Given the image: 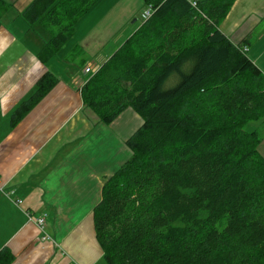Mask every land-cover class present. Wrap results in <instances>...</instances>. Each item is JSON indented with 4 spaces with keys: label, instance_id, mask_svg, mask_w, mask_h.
<instances>
[{
    "label": "trees",
    "instance_id": "obj_1",
    "mask_svg": "<svg viewBox=\"0 0 264 264\" xmlns=\"http://www.w3.org/2000/svg\"><path fill=\"white\" fill-rule=\"evenodd\" d=\"M100 0H32L22 18L51 37L47 60ZM151 15L80 92L109 124L142 118L132 151L93 208L105 264H264V69L219 29L235 0H143ZM7 8L0 0V18ZM45 72L11 114L15 126L56 84ZM13 254L0 248V264Z\"/></svg>",
    "mask_w": 264,
    "mask_h": 264
},
{
    "label": "crops",
    "instance_id": "obj_2",
    "mask_svg": "<svg viewBox=\"0 0 264 264\" xmlns=\"http://www.w3.org/2000/svg\"><path fill=\"white\" fill-rule=\"evenodd\" d=\"M31 1L6 0L0 18V248L13 254L11 264H105L93 208L104 182L131 157L126 141L143 120L126 107L106 124L80 90L141 25L144 1L100 0L47 60L41 52L50 31L22 18ZM219 29L233 44L243 43L264 69V0H235ZM47 71L56 84L13 126L11 114ZM250 126L262 136L258 151L264 157V118ZM18 199L19 205L13 202ZM24 210L45 216L53 242L40 240Z\"/></svg>",
    "mask_w": 264,
    "mask_h": 264
},
{
    "label": "built area",
    "instance_id": "obj_3",
    "mask_svg": "<svg viewBox=\"0 0 264 264\" xmlns=\"http://www.w3.org/2000/svg\"><path fill=\"white\" fill-rule=\"evenodd\" d=\"M193 6L196 5L197 0H188ZM152 12V8L150 5H146L143 9V11L141 12V19H146L147 17H149L151 15ZM243 50L246 51L247 48L243 47ZM86 71H88V68H86ZM13 202H15L17 205H19L22 200L18 199V200H14ZM24 213L27 217V219L29 221L34 222L40 231V240L42 242H53V239L51 238V236L49 235V233L46 230V221H45V216L44 215H35L31 212H29L28 210H24Z\"/></svg>",
    "mask_w": 264,
    "mask_h": 264
},
{
    "label": "rangeland",
    "instance_id": "obj_4",
    "mask_svg": "<svg viewBox=\"0 0 264 264\" xmlns=\"http://www.w3.org/2000/svg\"><path fill=\"white\" fill-rule=\"evenodd\" d=\"M136 2H139V4H141V0H128L129 5H131V6L136 5ZM143 3H144V2H142L141 6H143ZM144 7H145V6H144ZM143 9H144V8H143ZM135 18H136V17H132V19H131L130 21H131V22L134 21ZM141 20H142V19H141ZM137 21H139V20H137ZM41 29H43V31H44V28L41 27ZM46 31H47V30H46ZM46 31H45V32H46ZM45 35L49 36L50 33L47 31V32L45 33ZM50 36H51V35H50ZM243 47H246V46L244 45ZM253 123H254V122H253ZM253 123L250 122L249 124H247V125H246V129H247V130L250 129V128H251L250 125H252Z\"/></svg>",
    "mask_w": 264,
    "mask_h": 264
}]
</instances>
